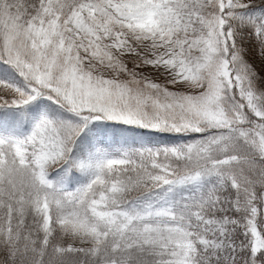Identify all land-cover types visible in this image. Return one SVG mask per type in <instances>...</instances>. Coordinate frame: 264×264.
<instances>
[{
    "label": "snow or ice",
    "instance_id": "obj_1",
    "mask_svg": "<svg viewBox=\"0 0 264 264\" xmlns=\"http://www.w3.org/2000/svg\"><path fill=\"white\" fill-rule=\"evenodd\" d=\"M264 0H0V264H264Z\"/></svg>",
    "mask_w": 264,
    "mask_h": 264
},
{
    "label": "trees",
    "instance_id": "obj_2",
    "mask_svg": "<svg viewBox=\"0 0 264 264\" xmlns=\"http://www.w3.org/2000/svg\"><path fill=\"white\" fill-rule=\"evenodd\" d=\"M247 59L253 65L256 71L264 76V58H262L261 54L256 50L255 47L249 46Z\"/></svg>",
    "mask_w": 264,
    "mask_h": 264
}]
</instances>
